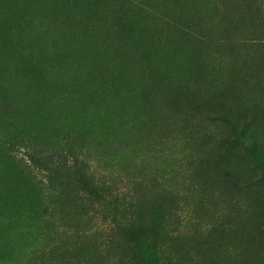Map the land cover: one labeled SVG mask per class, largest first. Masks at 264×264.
Instances as JSON below:
<instances>
[{
	"label": "rangeland",
	"instance_id": "rangeland-1",
	"mask_svg": "<svg viewBox=\"0 0 264 264\" xmlns=\"http://www.w3.org/2000/svg\"><path fill=\"white\" fill-rule=\"evenodd\" d=\"M261 13L264 0H0L1 264L32 261L51 216L26 152L66 144L112 195L144 179V191L192 185L178 204L191 231L176 249L203 264H264V191L250 181L264 170L235 157L186 167L192 151L215 153L213 137L244 134L263 154ZM157 226L129 228L133 251L166 252Z\"/></svg>",
	"mask_w": 264,
	"mask_h": 264
},
{
	"label": "trees",
	"instance_id": "trees-1",
	"mask_svg": "<svg viewBox=\"0 0 264 264\" xmlns=\"http://www.w3.org/2000/svg\"><path fill=\"white\" fill-rule=\"evenodd\" d=\"M256 20L264 22V13L258 14ZM200 110L196 108L193 113L201 115ZM166 114L163 110V115ZM203 116L216 124L239 131L236 123L226 115ZM243 129L248 131L247 128ZM213 141L215 153L205 159L192 151L186 167L206 170L211 168V162L219 164L235 157L245 163H255L260 171L264 170L263 144L253 145L263 154L252 156V146L244 134L220 139L213 137ZM75 150L73 144H66V147L52 153L42 150L26 152L25 156L31 165L42 173V189L49 198L48 212L51 216L45 222V242L31 253L32 261L9 264H160L165 255V264H203L189 252L176 249L177 244L184 241L191 231V223L181 215L178 204L188 192L186 186L192 185L181 182L182 187H171L168 191H144L140 188L142 182H146L144 179L134 183L133 190L129 192L118 191L112 195L106 180L97 177L89 163L82 160ZM250 181H254L264 191V174L252 176ZM76 200L78 205H72L71 202ZM102 201L109 202L110 210L104 209ZM110 211L116 213L118 218L111 217ZM155 222L158 224V237L166 252L157 251L158 246L147 243L145 250L139 254L133 251L129 228L137 233L146 230L153 234L156 231ZM262 233L256 243L261 247L264 259V230ZM148 239L152 240L153 237L145 236L144 241ZM230 253L228 256L238 255L237 258L242 255L241 250L239 253H235V250ZM2 262L8 264L7 261Z\"/></svg>",
	"mask_w": 264,
	"mask_h": 264
}]
</instances>
